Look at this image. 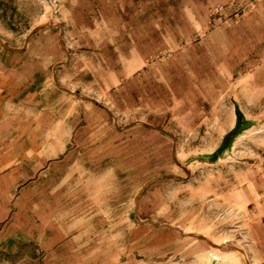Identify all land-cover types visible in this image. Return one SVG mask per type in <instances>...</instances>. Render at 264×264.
I'll return each mask as SVG.
<instances>
[{"label":"rangeland","instance_id":"rangeland-1","mask_svg":"<svg viewBox=\"0 0 264 264\" xmlns=\"http://www.w3.org/2000/svg\"><path fill=\"white\" fill-rule=\"evenodd\" d=\"M99 1L92 9L85 0H0L2 37L12 47L40 23H62V46L58 28H43L26 57L38 59L46 90L56 94L48 99L71 125L69 154L38 180L26 175L22 191L0 205V246L8 245L0 259L21 264L36 257L32 245L70 241L156 245L155 253L202 243L223 255L140 223L133 207L140 220L217 244L241 239L252 223L255 202L247 203L264 197V0H152L153 11L146 0ZM217 4L220 15L212 14ZM254 13L260 20L248 19ZM139 16L156 29L153 43L137 41L148 31ZM53 66L72 95L52 88ZM234 106L253 124L213 160Z\"/></svg>","mask_w":264,"mask_h":264},{"label":"crops","instance_id":"crops-1","mask_svg":"<svg viewBox=\"0 0 264 264\" xmlns=\"http://www.w3.org/2000/svg\"><path fill=\"white\" fill-rule=\"evenodd\" d=\"M147 3H149V9L153 11L152 0H146ZM134 10H138V7H134ZM175 10V15H177L178 9ZM143 11L145 12L144 9ZM181 15L180 13L179 16L181 17ZM1 17L0 14V38L5 43L6 41L1 33V31H4L5 24L2 21L3 17ZM140 17L142 16L138 18ZM248 19L250 21L260 20L256 13L252 14ZM145 22H147V18H145ZM41 24L48 25L38 30L58 28L59 44L62 46V23L58 26L52 25L50 21H45V23H40L35 27ZM145 28L148 31L144 30L141 32V35H139L140 39L137 41L153 43L157 33H150V26L146 24L143 26V29ZM145 31L146 33H144ZM33 34L30 31L20 47H12L6 44L15 50H8L3 46H1L2 49L0 48V205L3 204L5 206L10 198L13 199L15 194L17 195L22 191L26 175L31 178L32 182L36 179L38 180L44 171L56 167L57 157L62 155L65 157L66 153L69 154L67 146L71 139V125L68 126L66 122V114L62 117L59 116V110L61 111L59 105L48 99L52 93L53 97L51 100H55L56 94L53 91L50 93L46 90L49 89V85H44L43 83L38 59H36V62H31L26 57L29 55V39ZM263 43L264 35L261 38L260 45ZM246 58L247 60L250 59L249 57ZM56 68L57 66L52 67V88L55 90V87H57L72 95L71 91L60 87L56 83ZM245 72L244 69L241 73ZM73 95L80 97L77 96L79 94ZM61 101L63 105L66 102L70 103V99L63 98ZM241 113L245 122H248L250 126L240 133L248 130L253 124L252 121L244 116L242 111ZM235 120L236 116L234 115L231 124L223 130L221 141L224 134L234 126ZM243 200L245 199H240L239 202L242 203ZM253 202H255L253 207L256 214L251 220L252 223L249 224V222L246 225L248 229L240 231L243 239H235L230 242L243 250L250 264H254L253 262L251 263L249 254V252L253 251L259 256L258 264H264V213L262 211L264 209V197L249 200L247 204H252ZM135 207L136 205L133 207L134 219ZM214 230L215 227H213L212 231L204 232V235L211 236ZM250 232L252 236L249 235ZM245 236H248V238H245ZM225 241L224 239L222 242ZM7 246V244L3 247L0 246V251H6ZM32 248V251L37 252L35 254L36 257L33 255L27 261L21 260V264H242L243 261L248 264L247 260L237 251L219 250L223 255H217L202 243L167 244L166 250L159 251L161 253H155L157 251L153 248H157L156 245L137 246L129 243L112 242L104 244L98 241L85 244L71 243L70 241V243L64 244H48L47 247L32 245ZM39 251L43 252L42 259L37 256ZM1 260L0 264H4V261Z\"/></svg>","mask_w":264,"mask_h":264},{"label":"water","instance_id":"water-1","mask_svg":"<svg viewBox=\"0 0 264 264\" xmlns=\"http://www.w3.org/2000/svg\"><path fill=\"white\" fill-rule=\"evenodd\" d=\"M46 25L48 24H41L37 27H35L32 31H31V34H33L35 31H37L38 29L42 28V27H45ZM0 44L5 47L6 49L8 50H15L13 48H10L8 47L3 41L2 39L0 38ZM77 96H80V97H83L81 95H77ZM164 177H169V175H163ZM151 181L147 182L144 184V186L142 187L145 188L146 185H148ZM141 189V190H142ZM135 219L137 221H139L140 223H150L154 226H158V227H162V228H167V229H170V230H173L177 233H179L180 235L182 236H185V237H193V238H196V239H199L201 241H204L205 243H207L208 245H210L211 247L215 248V249H218L220 251H237L239 252L244 258H245V253L243 252V250L240 249L239 246L235 245V244H232V243H228V244H216L214 242H212L211 240H209L208 238H206L205 236L203 235H200V234H196V233H183V231L181 229H179L178 227H175V226H171L167 223H163V224H160V225H155L154 223H152L150 220L148 219H145V220H140L139 217L137 216L136 214V207H135Z\"/></svg>","mask_w":264,"mask_h":264},{"label":"trees","instance_id":"trees-1","mask_svg":"<svg viewBox=\"0 0 264 264\" xmlns=\"http://www.w3.org/2000/svg\"><path fill=\"white\" fill-rule=\"evenodd\" d=\"M88 4L89 7H92V9L94 7L98 8L101 3L99 0H85ZM104 3V1H103ZM142 21H144V25L147 24V22H145V17L142 16L140 17V19H143ZM127 28H131V26H127ZM156 32V29L155 31ZM235 116H236V120H235V124L234 126L224 134L223 139L220 143V145L209 155V158L215 160L216 158H218L230 145L231 140L233 139V137L235 135L240 134V132L246 128H248L250 126V124L248 122H245L244 117L240 111V109L235 106Z\"/></svg>","mask_w":264,"mask_h":264},{"label":"built area","instance_id":"built-area-1","mask_svg":"<svg viewBox=\"0 0 264 264\" xmlns=\"http://www.w3.org/2000/svg\"><path fill=\"white\" fill-rule=\"evenodd\" d=\"M224 5L222 4H217L215 5V7L213 8V13L215 15H220L221 14V9H223ZM241 11H239L238 13H240ZM238 13H236L235 15L237 16Z\"/></svg>","mask_w":264,"mask_h":264}]
</instances>
